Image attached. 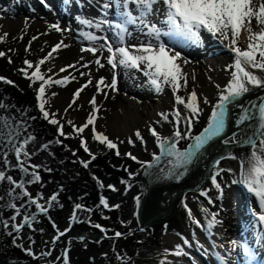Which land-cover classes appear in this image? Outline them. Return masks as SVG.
I'll list each match as a JSON object with an SVG mask.
<instances>
[{"label":"snow or ice","instance_id":"snow-or-ice-1","mask_svg":"<svg viewBox=\"0 0 264 264\" xmlns=\"http://www.w3.org/2000/svg\"><path fill=\"white\" fill-rule=\"evenodd\" d=\"M43 3L44 0H41ZM65 5H71L72 0H63ZM80 0H76L79 4ZM91 4L93 0H88ZM100 6V17L98 19H90L78 15L76 20L79 25L95 31H79L78 35L87 41V47H81V52L91 53L95 59L84 63L82 67L89 68L90 64H95L97 70L105 68L106 65L111 66L112 79L106 83L105 77H100L96 82L95 87L97 94L103 91L101 86L111 91H118V72L117 69H123L125 75L133 70L142 73L146 77V85L154 90L157 94H162L165 88L171 89L175 97V104L182 105L183 108H174L171 113H159L161 121L167 123H175V131L169 137H164L157 132L155 128L150 127V134L155 138V143L159 149V155L153 153L151 162H143L137 159L132 153H126L131 160L141 165L144 175L149 178V183L157 181H174L181 182L189 174L191 167L202 159L207 147L213 142L219 140L223 145H235L237 147L248 146L250 151L245 155H237L231 151L215 158L212 161V168L208 179L211 186L219 193L217 198L223 197V188L219 180L223 179L222 173L233 175L231 184L242 186L249 194L253 195L258 201V209H252L254 225L259 224L264 226V97H260L259 104H253L250 101L248 106H245L241 101L256 89H264V0H96ZM82 7V5H80ZM4 11H7L5 9ZM50 29L58 33L72 31L71 27L62 28L59 21L49 25ZM245 31L248 34V43L246 48L238 46V40L241 32ZM100 33V34H97ZM210 34L214 40H217L221 45L227 48L233 54V62L227 66L225 71H230V76L227 84L224 87L216 85L218 89V101L213 104L210 116L206 126L199 132L193 135L192 128L198 122L199 117L203 114V107L195 90L184 96L177 93L185 91L188 85V76L183 71V66L190 63L182 56L176 46H203V35ZM167 38L165 41L164 38ZM33 40L38 37H33ZM136 43H131L132 40ZM31 46L25 50L28 51ZM62 47H68L63 44V41L52 47L48 56L41 59L35 66L25 60L26 69H21L28 76L27 69L35 67V70L28 78L35 83L42 81L38 89L37 100L39 102V110L42 116L49 124L58 125V134L65 139L69 138L63 131L64 125L56 119L57 113H49L45 105L48 101L45 99L46 88H50L53 84L66 86L71 80L76 77L73 74L64 77L60 80H53L51 77L45 78V74L41 72V65L46 60L52 58L53 54ZM99 52V56L97 53ZM108 55L105 56L104 53ZM5 55L0 52V57ZM105 60L102 63L101 60ZM83 60V57H81ZM12 61L9 60V63ZM79 63V62H77ZM67 68L76 69V64L68 65ZM67 68H62L61 71H67ZM81 76H88V80L74 94L73 100L69 104V108L76 102L80 93L93 83L91 72H81ZM5 78L0 77V80ZM6 83H12L5 80ZM183 82V83H182ZM53 95H56L53 93ZM107 98V93H105ZM93 112L87 117L86 123L76 127L69 120L67 123L72 126L73 132L79 136L85 131L89 125H92L93 140L98 141L101 145H106L108 149H117L116 155L119 152L116 143L110 140L104 133L97 132L95 121L97 119L95 113L99 111L94 95L89 102ZM203 105L210 104V101L205 97L202 101ZM7 106L0 102V109ZM240 108L239 115L234 120V125L238 131L228 135L229 115L231 108ZM67 112V109H65ZM51 115V118H50ZM171 116V120H170ZM161 121H156L157 124ZM255 122V123H253ZM184 124L186 127L181 128ZM22 124L16 123L15 119L9 116L0 115V164L8 167L9 153L14 154L16 165H12L18 169L22 178L17 181L13 176L6 174L3 167H0V185L7 183L9 185L6 196L8 197L5 207L14 210V215L9 219L0 217V225L4 228L11 227L12 232L19 238L21 231L27 226L32 227V224L37 221L35 213L22 214V209L28 205H34L39 213L48 216L49 209L58 205V193L52 194L47 198L45 203H40L39 200L44 199L42 194L37 193L35 197L27 191L26 186L40 182L41 177L38 170L42 165L26 166L28 160L35 153H30L27 146L34 137L25 138L20 141V129ZM136 139L141 144L146 141L139 130L135 133ZM188 140L187 147L181 150L178 147L180 141ZM55 143H61L57 140ZM123 143V141H121ZM129 144L134 145V142L129 139ZM49 145L45 144L43 149H48ZM81 147L95 160L96 156L92 154L85 140H81ZM75 155V153H73ZM25 159H21V157ZM230 159L239 162V175H236L231 168L221 166L222 161ZM167 162V167H160V162ZM84 168H88L91 161H80ZM29 167L32 171H29ZM51 171V169H46ZM127 171V169H125ZM139 175V170L136 173H129V180L134 176ZM30 177V178H28ZM95 178V177H94ZM219 178V180H218ZM98 179V178H96ZM122 184L129 188L132 186L129 181L122 180ZM100 187H105L100 183ZM112 191H118L113 185H107ZM200 195L208 199V203L212 204V199L208 196V191L200 190ZM22 198H27V204L18 206L16 201ZM5 197L0 195V201H4ZM140 197H134L137 206L140 205ZM100 204L104 208L118 209L119 204L110 205L105 197L100 198ZM62 207V205H59ZM184 208L187 210L188 218L197 227L205 229L209 235L213 229L222 222L217 218L218 213H210L211 219L207 221L206 226L201 224L194 215L192 209L185 203ZM84 205L77 203L73 207V211L69 218V225L74 223H90L92 227L100 229L101 232L107 230L100 224L91 223L88 220H81L79 212H90ZM205 214H209L207 208H202ZM18 216H22V221L16 223ZM123 223V222H122ZM131 223L130 221L128 222ZM52 227L57 229V235L51 241L55 244L59 239L66 235L70 229L60 231L58 226L53 222ZM144 231L143 228L139 229ZM42 231V229H41ZM9 232V235H12ZM128 235H132L129 232ZM182 240V244H177L171 252L165 250L164 255L174 257H190V253L186 248H191L192 244L189 239L177 233ZM124 236L122 232H115L112 239L121 238ZM195 236V233L193 234ZM83 239V238H81ZM259 239L264 241V231L259 234ZM31 241V237H29ZM34 242V241H32ZM198 250L203 248V245L196 242ZM26 255L34 257L31 243L27 248L23 245H18ZM242 251L247 264H256V252L248 244L232 240L229 245L227 256L219 253L212 254L216 264H238L237 257L233 253ZM51 252H41V258L50 256ZM204 256H208L207 249L203 251ZM107 257V253L104 254ZM116 259L119 264H130L131 257L127 254H117ZM62 264H70L68 252L65 251L62 257ZM160 264H173L171 260H162Z\"/></svg>","mask_w":264,"mask_h":264},{"label":"rangeland","instance_id":"rangeland-1","mask_svg":"<svg viewBox=\"0 0 264 264\" xmlns=\"http://www.w3.org/2000/svg\"><path fill=\"white\" fill-rule=\"evenodd\" d=\"M93 1L96 2V0ZM100 2L102 3L103 0H100ZM79 3L81 4V1ZM33 4H35L34 0H0V52L5 53L3 57H0V77L5 78L4 80H0V87L9 86L15 89L14 94L9 96L6 101L2 102L7 107L0 109V115L14 118L12 113L15 111V108L19 107L22 109L24 103L33 101L35 115L43 121L45 125V130L36 134L30 133L29 129L24 127L20 129L21 142L25 138L34 137L28 144L27 150L30 153H35V155L28 160L26 166H43L38 170V174L41 177L40 182L27 185L26 189L33 197H35L37 193L42 194L44 199L39 200L40 203H45L47 198L52 194L58 193L59 204L52 207L53 210L49 211L47 217L55 218L57 221L56 224L60 228L65 226L66 218L70 217L68 214L71 212V209L73 211L74 205L80 203L87 207V209H91L90 212H81V219L88 220L90 218L91 223L102 225L107 231L100 233L112 237L117 231L124 233V236L121 238L110 239L108 241L94 239L69 241L66 251L68 252L70 264H110V261L119 264V261L116 259L117 254H127V256L131 257L130 264H150V262H143L135 259L133 254L137 250L140 251L144 248L147 249L146 254H151V248L155 249L162 246V226L160 224L152 225L150 227H144V231H137V227L134 223L130 221L131 223L129 224L125 220L122 213L124 208L122 203L118 202L117 199L122 194H126V192L129 194L130 200H132V195L136 197L137 191L134 186L137 185L138 175L129 180V173H136L138 170L140 173L142 171L141 165L130 160L125 154L132 153L140 161L151 162L152 154H157L159 149L156 146L155 138L150 134V127L155 128L157 132L164 137L171 136L173 131H175V123L161 121V117L158 114L171 113L174 108L182 109L183 106L175 104V97L168 87L165 88L162 94L156 93V97H152V91H150L149 86L143 85L147 78L144 77L142 73H131L133 78V80H131L132 88L136 93H129L122 88L118 91H111L104 88L102 85L101 88L103 91L97 94V89L95 87L96 82L100 77H105L106 83L110 82L112 79V72L110 70V72L104 71V69L108 68L107 65L103 69H94L93 71L89 69L90 67H82L84 63L89 62L87 58L90 53L81 52V47L85 46L80 45V43L73 39L72 31L58 33L49 28L50 24L56 23L59 20L56 16L47 13L43 15L38 10H34L35 15L30 16V9ZM5 9H7V11H4ZM81 13H91L87 2L82 7ZM37 15L42 16V19L36 17ZM60 26L62 28L69 27L62 26L61 23ZM33 37H38V39L33 40ZM80 40L81 39H79V42ZM30 41L31 46L29 50L26 51L25 49L29 47ZM61 41L68 47H62L53 54L52 58L46 60V62L41 65V72L45 74L46 79L51 77L53 80H60L69 76L70 73L76 77L75 80H71L66 86L53 84L50 88H46L45 92V99L48 101L45 108L50 114L57 113L56 119L64 125L63 131L69 137L67 139L59 136L58 125L49 124L48 121L43 118L39 110L37 95L42 81L32 83L28 78L35 70V67L27 69L28 76L20 71L21 69L27 68L24 63L25 60L30 61L33 66H35L41 59L48 56L53 46ZM81 57H83V60H81ZM9 60L12 62L9 63ZM225 61H231V59L228 57L218 59L215 65L212 66L203 65L201 61H190V63L183 66V71L188 76V85L185 91H181L177 94L184 96L186 99L187 95L191 93L192 90H195L201 102V106L204 109L198 122L195 123L192 128L193 135L198 134L204 128L212 110L211 106L218 101L219 93L217 89V91L212 94L211 99L206 97L210 101V104L203 105V98L200 97L204 95L201 94L203 87H216L215 79L217 76L223 79H229L227 73H230V71H223V69L227 68V65L225 64L222 67V63ZM101 62L106 64V61ZM71 64H76L79 71L67 68V66ZM219 64H221L220 67H218ZM62 68H67V71L62 72ZM81 72H91L93 83L80 93L76 102L69 108V104L73 100V94L88 80V76L80 75ZM129 77L131 78L130 74ZM5 80L11 81L12 83H6ZM218 85L224 87L226 84L221 82ZM53 93L56 95H53ZM105 93H107V98H105ZM110 94L114 97L108 100ZM94 95L96 96V103L99 107V111L95 113L97 117L95 121L96 131L104 133L110 140L116 143L121 153L119 156L116 155L117 149L110 150L106 145H101L98 141L93 140L92 125H89L83 133L77 136L76 133L73 132L72 126L67 123L71 120L76 127L86 123L87 117L93 112L89 102ZM65 109H67V112H65ZM136 113H142L139 115V121L134 118ZM128 116H133L132 120H129ZM16 120L17 118L15 121ZM133 120L135 121L134 123H132ZM156 121H161V123L157 124ZM16 123L22 124L23 126L25 125L21 120L20 122L16 121ZM124 123L126 124L124 125ZM180 127L183 129L186 126L181 124ZM137 130H139L144 137L146 141L145 144H141L140 141L136 139L135 133ZM82 139L87 142L90 152L97 158H100L103 165L102 167L93 165L91 157L81 147ZM129 139L134 142L135 146L128 143ZM57 140H60L61 143H55ZM121 141H123V143H121ZM188 142V140L180 141L178 147L183 150ZM45 144L49 145L46 150L43 149ZM249 151L250 148L248 146L241 147V153L243 155L247 154ZM73 153H75V155ZM21 159L25 158L22 156ZM8 160L10 162L8 167H4L2 164H0V167H3L6 174L13 176L17 181L20 180L22 178L21 172L16 168L11 170V166L17 163V161L14 160V154L9 153ZM80 161H91V163L88 168H84ZM132 162H134V164ZM221 166L233 169V172L236 174L235 170L239 166V162L225 159L222 161ZM46 169H51V171ZM125 169H127V171ZM29 171H32L30 167ZM222 176L223 179L219 180L218 178V180L222 184L223 192L226 193L225 198L224 195L222 198H217L219 193L211 186L210 180L206 181L202 189L208 191V196L213 201L212 204L200 200L194 192H189L185 195L184 203L192 209L193 215L197 220H199L198 213L200 212L201 214L203 212L202 208H207L209 212L212 213V206L216 203L221 205L224 200H226V197H228L229 188H227V186L230 185L229 183H231L233 175L222 173ZM122 180L129 181L132 186L129 188L127 185L122 184ZM101 182L105 187H100ZM107 185L115 186L118 191H112ZM8 187L9 185L6 182L0 185V195L5 197L4 201H0V217L3 219H9V217L13 215V210L4 206L8 200L6 196ZM102 196L108 200L110 205L119 204L120 207L118 209L104 208L100 204V198ZM16 203L18 206L26 205L27 198H22L16 201ZM59 205H62V207ZM32 208L31 205H28L22 209V213L24 210L28 212L32 210ZM194 208L196 209L195 211ZM131 209L132 206L131 208H127L125 213L126 217L127 215H131ZM179 215L187 227L185 229L179 228L176 223L177 219L175 215V217L166 221L168 230L173 234L180 233L181 236L186 237L188 236V228L193 231V225L195 224L191 225V220L185 217L181 209L179 210ZM221 222L222 223L218 226L221 234L230 232L233 236L234 233L230 231L232 227L227 224L230 220H221ZM16 223L18 222L16 221ZM231 223L232 222H230V224ZM80 228L88 229L91 234L98 233L95 228L91 227L90 223H82L76 226V229ZM132 230V235H128ZM32 231H34V233L31 235V241H34L37 249L44 251L48 245V237L53 233L49 225L46 224L44 218L37 216V223ZM196 231L199 230L197 229ZM9 232H12L11 227L6 229L3 225H0V258L6 259L8 262L13 260L15 264H39L40 261L32 262L23 254V250L18 246L23 245L24 248H27L31 243L29 237L21 232L18 239L14 237L12 240L11 237L13 233L9 235ZM90 241L93 242L91 243ZM230 242L231 241H227V247H229ZM105 253H107V257L104 256Z\"/></svg>","mask_w":264,"mask_h":264},{"label":"bare ground","instance_id":"bare-ground-1","mask_svg":"<svg viewBox=\"0 0 264 264\" xmlns=\"http://www.w3.org/2000/svg\"><path fill=\"white\" fill-rule=\"evenodd\" d=\"M248 43V34L247 32L243 31L241 32V35L239 37L238 40V46L240 47H245L247 46ZM99 52L97 53V56H99ZM217 58V56H215ZM213 58V57H212ZM211 58V59H212ZM88 61H93L95 59V57L93 55H89ZM215 59V58H214ZM87 61V60H86ZM92 71L94 69H97L96 65L90 64L89 66ZM104 71H109V68L104 69ZM119 74H120V86L122 85V89L126 90V91H130L131 93H136L135 90L132 88V82L131 80H133L132 76L131 78L128 75H125L124 70H119ZM224 79L217 76L215 79L216 85L220 84L221 82H224V84H227V81H223ZM212 87V86H211ZM208 87V88H204L201 92V94H204L203 96H200L202 98L207 97L208 99L212 97V94L217 91L216 87ZM256 92V91H255ZM251 93L250 95H247L242 101L241 103L244 104L245 106H248V102L250 101L253 104H258L260 103L259 98L260 97H264V91H259L256 93ZM114 96L112 94L109 95V99L113 98ZM240 112V108H235V109H231L230 110V115H229V127H228V135L230 133H233L235 131H238V129L235 127L234 125V120L236 119V117L239 115ZM140 114H135L134 118L139 121V115ZM133 117V116H132ZM131 116H128L129 120H132ZM135 121L133 120L132 123H134ZM255 123V122H253ZM126 123H124L125 125ZM123 125V126H124ZM133 125V124H131ZM129 126V125H128ZM220 141L217 140L215 142H213L209 147H207L204 156L202 157V159L200 161H198L195 166L191 167L189 174L186 176V178H184L181 182L177 183L174 181H157V182H152L149 183V178L147 176H145L144 174L141 176V180L139 181V183H137L136 186H134L135 190L137 191V193L139 194H146L148 192L149 194V206H150V210L152 212V214H150L152 217L154 218H158L161 217V215H167L169 216V218L175 217L176 215V223L178 224L179 228L181 229H185L187 226L184 224V222L181 220V217L179 215V209L176 207L175 203L177 204L178 199H173L172 201H170L169 199H172L173 195H177L182 191V193L187 189L188 186L192 185H197L200 180H201V176L206 173L210 167H209V163L211 158H213L214 155L221 153V152H233L237 155H243L241 153V147H237L235 145H230L227 147H221L220 146ZM222 144V143H221ZM160 167H167V162L162 160L160 162ZM239 170L240 168L236 169V175H239ZM147 194V195H148ZM118 202L122 203V206L124 208V210L122 211L123 216L125 218V220L127 221V223L129 221H131L132 223H134V219H132L131 215H125L127 208H131V206L133 205V202L129 199V194H122L118 199ZM223 205V206H222ZM213 212L212 213H218V219H222L223 217L227 216L229 212L234 211V207L232 204L227 203V200H224V202L221 205H216L215 207L212 208ZM196 209L194 208V211ZM174 211V212H173ZM209 214H205L204 212H202L200 214V212L198 213V217L199 220L201 222V224L205 225L207 224V221L209 219H211V216ZM175 214V215H174ZM203 218V219H200ZM225 220V219H222ZM221 221V220H220ZM214 229H216V233H215V244L214 246L211 245L209 242L206 243V245H204V236L207 233L206 228L204 229V234L203 235H199V237L197 236L198 234H195V237L197 241H199V243L201 245H204L203 248H201V253L198 250H194L191 248H186V251H188L189 253L193 252L194 255L198 256L200 259L204 256L203 255V251L204 249H207L209 252L208 256H204L207 259H214V256L212 254L214 253H219L221 255H225L227 256V254L225 253L226 249L225 246L223 245V243L221 242H217V237L220 236L219 233V229L216 226ZM202 228H201V232H202ZM80 231L82 232H88V230L86 229H81ZM162 235V246H159L157 248H151L150 253L146 254L147 249L144 248L140 251H136L133 254V257L135 259H138L139 261H143V262H150V264H160V262L162 260H171L173 262V264H190V259L189 257H174L171 255L165 256L164 252L165 250H168L169 252H171L172 250H174L175 246L177 244H182V240L180 238V236H177L175 234H173L172 232L165 231L163 230V232L161 233ZM222 238H230L228 235H222ZM185 238L189 239L190 243L193 246V243L191 242V238L189 236H186ZM203 255V256H202ZM237 257V254H236ZM195 262V260H192ZM237 261H238V257H237ZM8 264H15V261L10 260ZM110 264H117L114 261H110Z\"/></svg>","mask_w":264,"mask_h":264},{"label":"trees","instance_id":"trees-1","mask_svg":"<svg viewBox=\"0 0 264 264\" xmlns=\"http://www.w3.org/2000/svg\"><path fill=\"white\" fill-rule=\"evenodd\" d=\"M14 88L13 87H0V102H4L7 100L9 96H12L14 94ZM15 113L13 112L12 115L17 120L16 121H23L24 122V128L29 129L30 133H41L45 130L44 122L41 121L34 112L33 107V101H27L24 103L23 108L20 109L19 107L14 109ZM95 166L101 167L102 161L97 160L94 162Z\"/></svg>","mask_w":264,"mask_h":264},{"label":"water","instance_id":"water-1","mask_svg":"<svg viewBox=\"0 0 264 264\" xmlns=\"http://www.w3.org/2000/svg\"><path fill=\"white\" fill-rule=\"evenodd\" d=\"M144 217H145V214H144V209H143L141 212V219H144Z\"/></svg>","mask_w":264,"mask_h":264}]
</instances>
